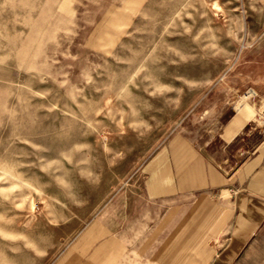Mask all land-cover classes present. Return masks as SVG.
Masks as SVG:
<instances>
[{"label":"rangeland","instance_id":"obj_1","mask_svg":"<svg viewBox=\"0 0 264 264\" xmlns=\"http://www.w3.org/2000/svg\"><path fill=\"white\" fill-rule=\"evenodd\" d=\"M263 38L264 0H0V264H140L77 236Z\"/></svg>","mask_w":264,"mask_h":264},{"label":"crops","instance_id":"obj_2","mask_svg":"<svg viewBox=\"0 0 264 264\" xmlns=\"http://www.w3.org/2000/svg\"><path fill=\"white\" fill-rule=\"evenodd\" d=\"M235 69V79L228 75L221 89L204 93L206 102L219 100L191 107L172 135L145 154L144 185L131 184L133 172L109 200L107 224L97 217L77 236L107 237L95 257L264 264V129L252 121L253 106H230L231 96L242 93L264 103V38L241 53ZM128 237L142 241L139 252L125 250Z\"/></svg>","mask_w":264,"mask_h":264},{"label":"built area","instance_id":"obj_3","mask_svg":"<svg viewBox=\"0 0 264 264\" xmlns=\"http://www.w3.org/2000/svg\"><path fill=\"white\" fill-rule=\"evenodd\" d=\"M258 115H259L258 118H259V121H260V125L264 129V109Z\"/></svg>","mask_w":264,"mask_h":264}]
</instances>
